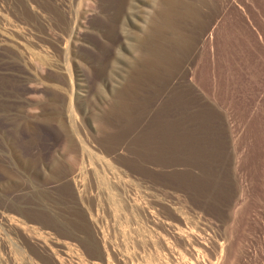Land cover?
<instances>
[{"label":"rangeland","instance_id":"rangeland-1","mask_svg":"<svg viewBox=\"0 0 264 264\" xmlns=\"http://www.w3.org/2000/svg\"><path fill=\"white\" fill-rule=\"evenodd\" d=\"M0 264H264V0H0Z\"/></svg>","mask_w":264,"mask_h":264}]
</instances>
